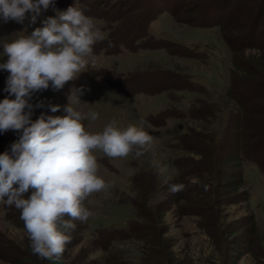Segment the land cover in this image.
Masks as SVG:
<instances>
[{"label": "rangeland", "instance_id": "rangeland-1", "mask_svg": "<svg viewBox=\"0 0 264 264\" xmlns=\"http://www.w3.org/2000/svg\"><path fill=\"white\" fill-rule=\"evenodd\" d=\"M88 2L97 5V16L90 18L104 36L88 58L97 67L86 68L78 79L69 81L59 91L49 87L34 93L30 101L34 105L32 119L41 115H66L64 108L72 89L84 87L81 100L87 104L82 103L78 110L99 113L96 121H84L89 131H102L113 118L125 127L143 120L144 130L155 141L150 151L139 158L134 153L115 159L100 151L94 153L100 165L99 175L115 186L110 194H94L85 201V206L96 214L86 223L75 222L77 227L70 233L72 245L66 246L70 250L64 264H168L165 258L168 253H171V264H264V178L251 163H245L240 176L237 164L226 160L234 157V133L245 134L240 141L245 147L249 141L246 137L249 115L245 113L244 121H239L241 107L234 100H228L226 92L233 81L246 84L242 79L254 78L247 75L264 56L261 39L257 42L262 53L257 48H249L244 54H236L227 41L232 27L229 23L224 31L219 25L224 20L198 28L203 22L201 9L210 0ZM143 4L149 8H140ZM183 4L185 10L171 12ZM70 6L80 10L82 7L80 0H55L54 7L42 11L35 24L30 22L31 13L22 24L0 20V42L30 34L42 26L44 19L55 16L56 9L63 11ZM155 14L157 18L150 24L146 39L149 46L152 39H161L190 48L197 55L186 57L184 51L174 50L175 55L165 48L138 52L122 49L119 54L108 51L110 42L126 37L130 40L142 32L144 21ZM263 28L264 25L260 29ZM238 36H241L239 32ZM2 52L0 47V63L7 59ZM8 75L7 71L0 70L1 101L15 99L5 91ZM185 75L189 76L190 84ZM123 82L128 87H123ZM135 89H145L150 94H132ZM192 103L198 110L196 119L190 118ZM52 106H60V110L53 113ZM167 111L169 115L172 111L182 115L168 117L161 124ZM18 138L17 132L9 130L4 139L12 144ZM4 152L0 148V154ZM221 169L225 175L222 184H236V188L218 189ZM172 184L185 185L181 191L183 200L169 191ZM248 192L252 194L250 203L244 201ZM130 193H135L134 198ZM200 207L211 209L198 215ZM145 211L152 212V216L147 217ZM240 219L243 231L235 233ZM129 222L147 226L143 239L114 244L109 252L94 244L97 229H126ZM160 229L164 233L161 238ZM236 240L239 245H230ZM23 257L35 258L26 259L24 264H39L38 256L31 254L20 211L0 203V264H20Z\"/></svg>", "mask_w": 264, "mask_h": 264}, {"label": "clouds", "instance_id": "clouds-1", "mask_svg": "<svg viewBox=\"0 0 264 264\" xmlns=\"http://www.w3.org/2000/svg\"><path fill=\"white\" fill-rule=\"evenodd\" d=\"M55 0H0V20L31 24ZM30 34L0 42L6 62L0 70L9 73L5 91L15 99L0 101V132L13 130L19 138L0 154V203L20 211V219L33 255L59 260L71 242L74 221L86 223L95 211L85 206L94 194H110L114 182L99 175L97 151L109 159L137 158L150 151L155 138L138 124L121 126L113 118L102 131H89L84 124L99 119L94 110H78L84 87L73 88L64 116L41 115L33 120V94L59 91L79 78L90 63L94 46L104 36L93 20L74 6L55 10ZM87 104V103H84ZM42 105H36L40 107ZM60 106H52L53 113ZM90 126V125H89ZM205 190L207 186H204ZM185 190L172 184L173 194ZM135 196V193H130Z\"/></svg>", "mask_w": 264, "mask_h": 264}, {"label": "trees", "instance_id": "trees-1", "mask_svg": "<svg viewBox=\"0 0 264 264\" xmlns=\"http://www.w3.org/2000/svg\"><path fill=\"white\" fill-rule=\"evenodd\" d=\"M89 0H80L81 4V10L84 12V14L88 17H93L97 16L95 8H97V5H91ZM139 1H145V0H139ZM243 2V3H242ZM58 3V2H57ZM189 3V1H187ZM185 3V4H187ZM241 3V4H240ZM97 4V3H95ZM183 4L181 7H177L176 11L170 10L173 14H177L178 11H183L185 10L186 5ZM140 8H143L145 10L146 8H149V5H139ZM238 10H243L240 13H238ZM202 18L203 22L202 25H198V28H207L210 27L211 25L217 23L216 21L220 22L219 25L221 26L220 28L224 31L225 27L228 25H231V30H229L230 34L229 37L227 38V41L229 46L234 50L236 54L238 53H243L249 49V48H257V50L262 53L263 49L260 48L261 45L264 46V28L260 29L262 25H264V0H210L209 4L206 5V7H202ZM228 13V15H226ZM238 13V14H237ZM244 14V16H243ZM157 18V15H153L148 18L147 21H144L143 26H142V32L137 33L136 36L132 37L130 40L126 38L120 39L117 42H110L109 45V50L112 52L111 54H119V52H122V49H127L129 51H142L146 49H151V50H159V49H167L170 51V53H175V51L178 53V51H184L186 53V57H194L197 55L198 52L186 48L182 45H179L177 43H172L166 40H155L152 39L150 42V46L148 45L149 42L146 40L148 39V34H149V27L150 24ZM237 23H239V26H237ZM234 26V27H233ZM228 27V26H227ZM241 34V36H238ZM130 37V36H128ZM152 38V37H151ZM261 39V45L258 44L257 40ZM117 39V40H118ZM144 40V41H142ZM173 47L175 49H173ZM175 50V51H174ZM171 53V54H172ZM264 56L261 57L262 60L257 61V63L254 64V71H249V74L247 76H254V78H246L242 79L245 80L246 84L243 83L241 80L239 81H233L232 85L228 88L226 97L228 100H234L236 105L241 107V110L238 113V118L240 117L241 122L244 121V114L249 115L248 119V130H247V139L248 144L243 145L240 143L241 139L245 137V134L242 133V131H238L237 133L233 134V139L236 140L233 143V154L234 157L227 158V161H234L237 166L236 168L239 169L240 172L239 175L242 176L244 167L246 166L245 163H251L254 164L256 167H258L259 171L261 172L263 178H264ZM255 59H253L254 61ZM235 62V61H234ZM236 64V62H235ZM259 67H258V65ZM129 76V75H128ZM186 76V75H185ZM187 82L190 84L191 80H189V76L187 77ZM121 79H126V78H121ZM129 79V78H128ZM245 84V86H244ZM196 83L193 84V87H195ZM122 86L125 87L127 86V83L123 82ZM244 86V87H243ZM128 87V86H127ZM137 93H145V94H150L147 92L145 89H135L132 91V94H137ZM157 93V92H155ZM250 96V97H249ZM1 101V99H0ZM195 103H192V107L189 109V112H191L190 118L196 119L197 118V107H194ZM205 111V110H204ZM207 112V111H205ZM203 113V112H199ZM208 113V112H207ZM167 111L166 115L163 118V121L161 124L166 120L168 117H180L178 115H182L181 113H178L177 111L170 112ZM201 116V115H200ZM199 116V117H200ZM153 119H151L152 121ZM154 124V123H153ZM5 133L6 132H0V148L4 149L5 151L10 150L11 144L5 142ZM249 142H251L249 144ZM256 153V154H255ZM220 165V164H219ZM221 166V165H220ZM219 166V167H220ZM223 170L221 169L219 174H220V179L218 183L219 190L220 188H236V184H232L229 186H224L225 183L222 184L223 182V177H225L224 173H222ZM227 177V176H226ZM241 179V178H240ZM242 180V179H241ZM240 180V181H241ZM226 182V181H225ZM242 183V182H240ZM240 185V184H238ZM184 193L179 192L178 194L176 193V196L178 197L179 200H183ZM202 195V194H201ZM252 195V194H251ZM251 195L250 192H248L247 198H244V201H248L250 203L251 200ZM209 212L211 209L210 207L208 208H203L200 207L197 210L198 215H203V213L206 211ZM145 215L147 217L152 216V212L145 211ZM157 217V213L154 214ZM163 213L162 210L159 212L158 217L161 219ZM146 218V217H145ZM157 219V218H156ZM254 221V218L252 219ZM77 222V221H74ZM241 219L239 223H237V230L235 233L243 231V226L241 225ZM255 222V221H254ZM255 226V224H254ZM255 227L251 230L252 232L255 231ZM148 228L145 226V224H142L141 222H136L132 223L129 222L127 224L126 229H97L96 230V235H95V240L94 244L97 246L98 249L104 251V252H109L110 249L112 248V245L129 241V240H141L144 238V232L147 231ZM158 231V230H157ZM244 233V232H243ZM252 234V233H251ZM164 235L162 234L161 229L159 233V237L161 238ZM221 236V233H220ZM160 238L157 240V242L160 241ZM241 238L243 239L244 237L241 235ZM246 241V239H243ZM162 241V240H161ZM71 244V243H69ZM75 243H73L74 245ZM68 245V244H67ZM72 245V244H71ZM230 245H239V241H234ZM69 246L66 248L65 252L63 253V256L59 260H48V259H41L38 257L39 264H64V259L66 255L69 252ZM230 252L233 254L235 251H232L230 249ZM168 253V252H167ZM32 254V252H31ZM164 254H166L164 252ZM36 256V255H33ZM171 253H168L165 255V258L167 260L168 264H171L172 257ZM226 258V257H225ZM32 261L35 258H24L20 260V264H24L26 261ZM169 261V262H168ZM225 261V260H224ZM228 261V260H227ZM226 261V262H227ZM173 264V262H172Z\"/></svg>", "mask_w": 264, "mask_h": 264}]
</instances>
